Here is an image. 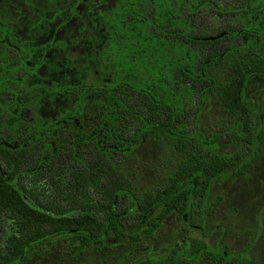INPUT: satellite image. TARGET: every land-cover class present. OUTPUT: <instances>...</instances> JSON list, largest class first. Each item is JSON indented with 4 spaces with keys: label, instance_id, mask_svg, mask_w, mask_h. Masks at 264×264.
I'll use <instances>...</instances> for the list:
<instances>
[{
    "label": "trees",
    "instance_id": "16d2710c",
    "mask_svg": "<svg viewBox=\"0 0 264 264\" xmlns=\"http://www.w3.org/2000/svg\"><path fill=\"white\" fill-rule=\"evenodd\" d=\"M104 1L110 6L126 4V0H89L86 8L77 10L90 25L86 30L92 31L84 32L81 20H74L72 29L69 25L72 33L76 28L81 31L79 35L74 34L76 42L67 40L73 45L69 48L83 50L80 58L72 54L70 62L82 66L81 73L89 70L88 75L95 67H86V63L94 62L93 65L102 67L108 61L107 54L119 56L116 54L121 51L116 49L113 53V47L109 49L108 42L113 43L114 39L110 36L108 22L93 12L95 3ZM134 1L130 0V4H135ZM216 3L217 0H184L179 15L184 26L174 31L188 29L190 38L180 36L168 40L171 46L172 43L188 45L191 70L187 69V61L180 60V68L169 71V79L163 81L162 90L164 87L178 90V83H181L189 91L190 100L198 104L193 110L185 105L182 108L170 106L157 89L151 91L146 83L133 82L126 76L113 77L112 83H68V86L65 84L66 94L78 95L80 100L79 108L73 109L79 114L84 111L88 122H84V118L79 124L70 121L60 132V124L53 118L48 117L47 126H44L39 116L26 121L20 115L19 111L36 107L37 96L44 93V88L35 87L30 91L26 84L15 89L13 85L19 84L10 87L5 77L0 78V107L11 100L13 118L11 148L0 141V264H23L55 240H69L76 247L101 248L114 239L127 240L131 245L151 239L171 213L187 220L195 191L199 206H205L215 179L244 175L257 161L264 147V97L262 107L257 108L250 103L247 92L253 84L264 81V39L256 38L253 45H248L246 39L238 43L226 30L211 32L205 28L200 17H206L211 10L215 15L214 11L219 8ZM166 4L162 27L170 26L173 2L167 0ZM8 17L5 18L9 20ZM131 20L125 17L110 21L112 32L126 33L123 36L126 37L127 56L130 49L138 46L133 43L135 35L143 33L154 39L159 33L152 27L143 32L119 27ZM29 24L31 22L27 24L30 31L37 29L35 25L30 28ZM39 29L50 33L43 26ZM11 30L14 32L11 40L26 43L27 37L16 33L17 29L12 26ZM66 30L64 34L69 39L71 34ZM86 37L90 41L84 44L81 38ZM120 44L123 48V43ZM143 51L149 66L146 73L151 76L154 71V68L149 69L153 66L154 55H151L159 50L153 45ZM14 54L16 58L17 53ZM225 63H232V70L226 79L220 80L212 70ZM112 67L118 69L115 65ZM214 93L222 106L238 118L235 123L238 134L234 137L243 142V146L233 155L219 153L216 144L206 141L200 132L199 112L205 100ZM191 114L195 129L189 131L184 118ZM155 131L174 140L182 159L165 182L138 192L123 173L121 160L133 154L146 135ZM198 141L211 146L212 152L198 146ZM198 178L201 179L199 183ZM171 249L172 264H190L191 258L202 256L216 264H240L250 251L248 246L239 252L218 250L197 238L182 241ZM152 262L146 260L140 264Z\"/></svg>",
    "mask_w": 264,
    "mask_h": 264
},
{
    "label": "rangeland",
    "instance_id": "374dc122",
    "mask_svg": "<svg viewBox=\"0 0 264 264\" xmlns=\"http://www.w3.org/2000/svg\"><path fill=\"white\" fill-rule=\"evenodd\" d=\"M80 1L82 0H0V45L5 47L0 48V78L5 77V81L9 80L12 85L19 84L13 85L15 89L26 84L30 91L35 87L44 88V93L37 96L36 107L30 108L29 106L24 111H19L20 114L27 118L39 114L42 108V97H44L47 101L45 109H47L49 118L58 116L57 120H59L63 117L69 123L71 121L69 116H76L78 120L80 119V123L83 118L84 122H88L84 111L79 114L75 110L79 108L78 95L66 94L65 84L68 86V83L77 84L80 82L112 83L113 77L116 76H121V78L126 76L133 82L146 83L151 91L157 89L172 107L182 108L185 105L188 110L196 108L198 104L190 100L189 91L181 83H178L180 85L178 90H166L165 87L162 90L163 87H161L164 85L163 81L169 79V71L180 68L178 64L180 60L187 61V69L191 70L189 62L192 56L188 45L172 43L171 46L168 44V40L178 39L180 36L190 38V34L186 32L188 29L183 32L174 31L176 28L184 26L179 16L184 0H172V14L168 27L161 26L166 18L164 11L167 0H135V4H130V0H126V4H120L119 7L106 5L105 1L101 4L95 3L94 14L107 20L110 36L114 39V45L109 40V49L111 50L113 47V53L116 49L121 51L116 54L119 56L107 54L108 61L106 65L102 66L104 68L93 65L94 62L86 63L84 65L86 67H95L91 70L90 75H88L89 70H83L81 73L82 66L70 62L72 54L75 53L74 55L79 56L75 58H80L83 56L81 55L83 50L74 51L73 48H69L73 46L72 43L67 42V40L76 42L74 34H81L77 28L73 33L71 32L74 20H81V28L84 32L92 31L86 30V28H90V25L77 10V8L81 10L86 8V3H89V0H83L81 3ZM224 1L229 4L236 2V0ZM147 2L150 4L148 5ZM185 3L188 4V1ZM31 9H33L32 12ZM149 9L150 11H148ZM10 14L12 25L9 21L10 17H8L9 20L5 18ZM125 17L132 20L121 23L119 26L121 29L124 27L126 30L129 27L143 32V30H149L152 27L159 31L154 39L144 36L143 33L137 37L135 35L133 43L138 46L130 49L131 53H128V56L126 37L123 36L126 33L121 30L112 32L110 23L111 19L123 20ZM200 19L204 21L203 24L206 28H211L217 23V18L213 13L204 18L200 17ZM27 21L31 22L30 28L35 25L37 29L30 31ZM228 23L227 21L223 22V24ZM238 24L240 22L235 21L232 26ZM11 26L15 30L17 29L16 33L27 37L25 44L19 40H11V37L14 36ZM42 26L50 33L39 29ZM66 28L71 34L69 39L64 34ZM254 28L255 25L251 26L250 31ZM144 33L147 35L146 32ZM251 33L246 36L248 45H253L257 38L255 36L257 32ZM258 33L264 37V32ZM81 39L85 41L84 44L90 41L87 37ZM120 42L123 43V48ZM153 45L157 46L159 51L151 55H154L152 57L153 66L149 69L154 68V71L150 76L146 73L149 66L143 50L147 47L151 49ZM10 49L11 53H17L16 58L15 54L11 55V59L9 55L7 56ZM9 61H11V66L7 65ZM64 61L70 64L66 65ZM2 62L5 63V68H2ZM111 65H115L118 69L113 67L111 69ZM231 66L232 63H225L212 70V73L220 80H224L230 75ZM137 76L142 79L139 80ZM263 93L264 81L258 85L255 83L250 86L247 92L250 103L261 108ZM2 107L3 109L0 108L1 112L8 108L11 109L10 103H5ZM50 112L51 115H49ZM193 116L191 114L184 118L189 131L195 129ZM198 116L201 135L206 141L216 144L219 153L233 155L241 150L243 142L234 137L238 134L235 127L238 118L222 106L217 93L209 95ZM0 119L4 122L13 121V118L10 119L7 113H1ZM4 122L0 123V127L8 126ZM255 122L258 124L257 116H255ZM87 129L89 130L90 126ZM198 143V146L206 152H212V147L208 144L200 143V141ZM181 159L182 154L175 148L174 140L164 133L155 131L146 135L133 154L121 160V166L123 173L134 188L138 192H143L165 182L172 176ZM197 180L198 183L201 182L200 178ZM216 200L217 203L214 204ZM192 202L193 205L186 221L179 219L177 213H171L164 219L153 238L145 239L135 245L129 244L127 240L114 239L106 242V245L101 248L96 246L82 248L72 245L69 240H55L47 243L43 250L23 264H140L146 260H152L153 264H172L170 258L173 249L171 248L180 245L182 241L195 238L204 239L211 248L218 250L227 249L239 252L248 246L250 251L246 257L242 258L240 264H264V147L260 150L257 161L244 175L237 177L225 175L215 179L210 186L205 206L202 203L199 206L197 191L193 193ZM189 263L216 264L212 260L205 259L204 256L197 259L191 258Z\"/></svg>",
    "mask_w": 264,
    "mask_h": 264
},
{
    "label": "flooded vegetation",
    "instance_id": "af4514ba",
    "mask_svg": "<svg viewBox=\"0 0 264 264\" xmlns=\"http://www.w3.org/2000/svg\"><path fill=\"white\" fill-rule=\"evenodd\" d=\"M216 5H219V8H217L216 11H214L215 13L214 16L217 18V23L211 28H208L209 30H211V32H222L226 30V32L230 33L233 37L237 38L238 43L240 42V40L246 39V36H249L248 34H252L251 32L253 31L257 32L255 33L256 34L255 36L258 39H264V37H262L258 33V32H264V0H236L234 4H229L225 2L224 0H217ZM211 13H213L212 10H211ZM211 13L207 15H210ZM9 17H10V23H11V14L9 15ZM225 21L229 23L223 24V22ZM235 21L240 22V24L232 26V24H234ZM253 25H255V28L252 31H250V27ZM201 30H203V32L205 31L204 29H201ZM0 48H5V47L3 45H0ZM246 49L248 50L250 48L246 46ZM11 52L12 51L10 49V51L7 53V56L9 55L10 59H11ZM7 65L11 66V61H9ZM31 65H33V63H31ZM1 66L2 68H5V63L2 62ZM8 82H9V86L11 87V82L9 80ZM42 98H43L41 102L42 108H41L40 113L36 114L32 118H27L23 115V117H25L23 119L26 121L32 120V119L35 120L39 116L41 124H43L44 126H47L48 115H47V109H45L47 107V101H46V98L44 97ZM7 103H10V107H11V100L7 101ZM0 108H3V107L1 106ZM1 113H7L11 119V109L8 108L7 110H4L3 112H1L0 110V114ZM51 114L52 113L50 112L49 115ZM69 117L72 123L75 122L79 124V120L76 116H69ZM58 118H59L58 116L53 117V119L55 120V123H57L58 125L60 124L59 126L58 125L57 126H58L59 131L61 132L63 129V126L67 124V122L64 120L63 117L57 120ZM3 122L4 121L0 119V123H3ZM4 123H7L8 126L0 127V141L4 142V144L5 142L8 143L11 148L12 122L9 120V122H4Z\"/></svg>",
    "mask_w": 264,
    "mask_h": 264
}]
</instances>
